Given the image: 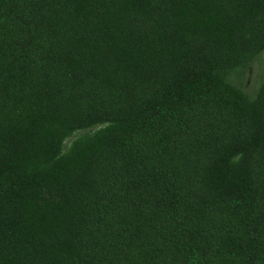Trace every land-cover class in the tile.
<instances>
[{"label":"trees","instance_id":"obj_1","mask_svg":"<svg viewBox=\"0 0 264 264\" xmlns=\"http://www.w3.org/2000/svg\"><path fill=\"white\" fill-rule=\"evenodd\" d=\"M264 0H0V264H264Z\"/></svg>","mask_w":264,"mask_h":264},{"label":"rangeland","instance_id":"obj_2","mask_svg":"<svg viewBox=\"0 0 264 264\" xmlns=\"http://www.w3.org/2000/svg\"><path fill=\"white\" fill-rule=\"evenodd\" d=\"M264 78V51L256 58L250 67L246 82L245 90L250 97H254L256 90L259 88Z\"/></svg>","mask_w":264,"mask_h":264}]
</instances>
